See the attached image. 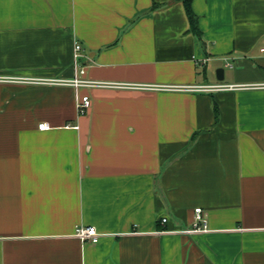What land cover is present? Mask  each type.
Masks as SVG:
<instances>
[{"label": "crops", "instance_id": "obj_1", "mask_svg": "<svg viewBox=\"0 0 264 264\" xmlns=\"http://www.w3.org/2000/svg\"><path fill=\"white\" fill-rule=\"evenodd\" d=\"M192 4L201 39L177 0H0V77L72 79L80 43L87 80L154 87L81 89L79 115L0 82V264H264V89H164L264 85V0Z\"/></svg>", "mask_w": 264, "mask_h": 264}, {"label": "built area", "instance_id": "obj_2", "mask_svg": "<svg viewBox=\"0 0 264 264\" xmlns=\"http://www.w3.org/2000/svg\"><path fill=\"white\" fill-rule=\"evenodd\" d=\"M74 63L76 67V76L72 79H63V80H41V79H23V78H13V77H0V82H7V83H28V84H38V85H53V86H67L74 88L76 91L77 97V105L76 109L79 115H86L91 108V98L87 95H80L81 89L93 90V89H154L151 87H144V86H133V85H120L118 83L112 82H99V81H90L85 78L86 75V68L80 65V62L84 59V52L83 48L80 43H76L74 47ZM264 53V50H262ZM226 67L232 68L233 65L231 63H227ZM159 89V88H158ZM165 90H173L178 92H204V93H213V92H227V91H242V90H257V89H264V85H223V84H212V86H197V87H168L164 88ZM40 130L48 131L50 128L46 124H41L39 126ZM78 130L79 128L76 127ZM196 216L192 226V229L188 230L187 233L189 234H202L208 233V219L205 217V214L202 209L195 210ZM167 220H163V224H165ZM77 236L80 238L81 241H88L92 245H97L100 240V233L94 227H86L82 228L77 231Z\"/></svg>", "mask_w": 264, "mask_h": 264}, {"label": "trees", "instance_id": "obj_3", "mask_svg": "<svg viewBox=\"0 0 264 264\" xmlns=\"http://www.w3.org/2000/svg\"><path fill=\"white\" fill-rule=\"evenodd\" d=\"M178 2H181L184 5L185 12L187 19H189L190 27H191V32L194 33L195 35L198 36V38H202V33L199 31L198 27V18L196 15L193 13L192 9V3L194 0H177Z\"/></svg>", "mask_w": 264, "mask_h": 264}, {"label": "water", "instance_id": "obj_4", "mask_svg": "<svg viewBox=\"0 0 264 264\" xmlns=\"http://www.w3.org/2000/svg\"><path fill=\"white\" fill-rule=\"evenodd\" d=\"M216 77L219 82H224L225 81L224 69H218L216 72Z\"/></svg>", "mask_w": 264, "mask_h": 264}, {"label": "rangeland", "instance_id": "obj_5", "mask_svg": "<svg viewBox=\"0 0 264 264\" xmlns=\"http://www.w3.org/2000/svg\"><path fill=\"white\" fill-rule=\"evenodd\" d=\"M229 70L228 69H225V72L227 73ZM214 77H215V71H214ZM217 82V80L215 81Z\"/></svg>", "mask_w": 264, "mask_h": 264}]
</instances>
